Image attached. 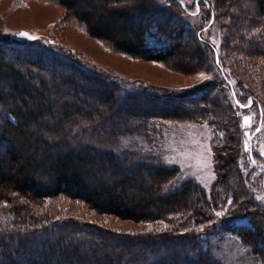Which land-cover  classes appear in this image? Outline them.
I'll return each instance as SVG.
<instances>
[{
    "label": "trees",
    "instance_id": "1",
    "mask_svg": "<svg viewBox=\"0 0 264 264\" xmlns=\"http://www.w3.org/2000/svg\"><path fill=\"white\" fill-rule=\"evenodd\" d=\"M52 1L73 10L90 36L121 54L212 79L197 94L124 91L36 42L0 40V209L15 221L14 230L0 233V264H219L200 250L198 234H192L212 224L214 210L228 199L229 210H235L230 218L247 217L253 227L241 228L239 239L264 264V249L258 247L264 242V210L255 200L260 188L251 182L258 176L264 183V170L241 164L235 118L241 102L226 79L229 68H245L258 56L254 31L264 40V0H230L236 28L225 23L226 10L220 17L209 15L223 27L219 50L200 37L207 27L198 33L187 27V10L176 1ZM127 118L140 125L124 128L141 134L154 122L209 121L216 134L210 148L217 173L210 192L194 181L169 189L179 168L82 138L97 122ZM57 198L68 200L69 208L83 204L99 215L150 224L153 233H103L121 240L118 255L97 245L86 249L66 233L52 237L43 231L41 236L37 230L53 224L54 216L45 202ZM32 205L44 212L33 215L26 208Z\"/></svg>",
    "mask_w": 264,
    "mask_h": 264
},
{
    "label": "rangeland",
    "instance_id": "2",
    "mask_svg": "<svg viewBox=\"0 0 264 264\" xmlns=\"http://www.w3.org/2000/svg\"><path fill=\"white\" fill-rule=\"evenodd\" d=\"M159 1L165 4L172 1L178 2L189 14L185 16L187 27L194 33H198L202 28L203 31L207 27L200 33V37L205 44H211L217 50L223 43V30H221L223 27L216 20L211 21L209 15L217 14L220 17V11L226 10L225 23L233 28L237 26V21L232 19L237 12L230 7V0ZM202 1H205L209 7L207 8ZM229 7L230 10H228ZM72 12L73 10L61 7L52 0H0V40L36 42L79 64L84 69L121 86L124 91L179 96L184 93L197 94L208 87L212 79L209 74L183 75L160 63L131 58L117 52L110 45L90 36L85 28L72 17ZM22 32L29 35H19ZM254 34L258 35L256 39L258 48L256 47L254 51L258 54L257 58L252 59L245 68L232 67L233 70L229 68L225 75L241 104L251 102L250 107L235 109V118L238 122L236 137L241 164L247 169L254 165L264 170V155H261V151L264 150V68H262L264 67V40L260 38L258 30H255ZM222 88L227 96L231 97L227 85H222ZM244 116L252 118L247 127L243 126ZM138 122L129 118L121 119L119 122L116 119H107L105 122H97L92 128L88 127L86 135L82 138L90 144L97 143L105 148L117 146L119 152H127L140 158L153 159L164 166L179 168L180 175L171 183L169 189L194 181L205 192H210L217 173L210 148L216 134L209 126V121L154 122L148 127L149 131L146 130V134L125 129L128 125L133 128L135 125H140ZM113 126L121 131L117 133L113 130ZM257 128H260V131H256ZM118 135L120 138H117ZM246 145L247 150H245ZM223 150L224 154L229 153L228 149ZM257 178L258 176L252 177L251 182L254 181L256 188H260L255 200L264 210V183L258 182ZM231 202V199H228L226 205L220 204L213 212L216 220L212 224L205 223L202 231L195 230L192 237L195 238L198 234L197 246L219 264H260L259 258L252 255L250 249L243 245L238 237L241 228L253 229V227L247 217L230 218L232 216L228 214L235 211L229 210L228 205H231ZM22 203L24 202H21L19 206ZM45 204L52 210L53 224L48 228L37 230L39 235L43 231H47L46 234L52 237L66 233L71 238L84 243L86 249L97 245L101 246L100 249L103 252H111L112 255H118L121 252L117 245V242L121 240L108 239L103 233L118 236L126 233L148 234L153 233L154 229L150 224H135L113 216L99 215L83 204L69 208L67 206L70 202L62 198L47 201ZM26 208L35 216H40L44 212L36 205ZM222 218L224 223L221 226L218 220ZM43 226L47 225L43 224ZM14 229V217L0 209V233ZM189 229L195 228L189 227ZM258 247L264 249V242L261 241Z\"/></svg>",
    "mask_w": 264,
    "mask_h": 264
},
{
    "label": "snow or ice",
    "instance_id": "3",
    "mask_svg": "<svg viewBox=\"0 0 264 264\" xmlns=\"http://www.w3.org/2000/svg\"><path fill=\"white\" fill-rule=\"evenodd\" d=\"M19 35L28 36L29 34L22 32V33H19ZM29 38H33L34 39L35 37H29ZM250 105H251V102H249V104H240L239 106L240 107H250ZM251 119L252 118L250 116H244L243 117V122H244L243 126H245V127L249 126L250 122H251ZM256 131H260V128H257ZM245 135H247V133H245ZM245 150H247V145L245 146ZM261 155H264V150L261 151ZM217 215H220V213H217Z\"/></svg>",
    "mask_w": 264,
    "mask_h": 264
},
{
    "label": "water",
    "instance_id": "4",
    "mask_svg": "<svg viewBox=\"0 0 264 264\" xmlns=\"http://www.w3.org/2000/svg\"><path fill=\"white\" fill-rule=\"evenodd\" d=\"M233 97H234V92L232 91ZM236 102V101H235ZM237 103V102H236ZM238 104V103H237Z\"/></svg>",
    "mask_w": 264,
    "mask_h": 264
}]
</instances>
